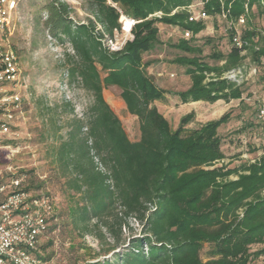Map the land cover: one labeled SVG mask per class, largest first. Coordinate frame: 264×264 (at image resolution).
Segmentation results:
<instances>
[{
    "label": "trees",
    "instance_id": "trees-1",
    "mask_svg": "<svg viewBox=\"0 0 264 264\" xmlns=\"http://www.w3.org/2000/svg\"><path fill=\"white\" fill-rule=\"evenodd\" d=\"M110 1L90 0V11L105 32L113 35L115 29L120 30L122 15L136 20L133 39L118 51L104 44V33L96 32L94 20L75 23L67 2L49 0L46 4V23L55 37L62 42L68 39L73 49L65 53L66 75L93 96L86 113V133L82 126L70 132L52 156L64 172L65 189L74 192L71 198L76 203L70 214L85 231L95 218L113 233L116 225L121 231L124 216L144 221L148 230L122 253L88 264H264V154L239 166L216 165L225 157L219 129L230 120V112L192 129L187 128L194 118L189 112L173 128L155 104L170 92L155 82L146 70L149 62L143 59L160 43L159 22L190 30L191 38L173 44L183 52L175 62L185 66L192 79L188 89L177 92L183 102H248L242 98L243 84L237 86L222 77L204 83L207 74L221 76L239 66L240 48L233 45L227 53L213 52L216 61H225L222 66L203 59L194 37L206 27L205 20H190L187 10L195 0ZM203 1L209 14H219L223 5L229 6L233 18L247 4L250 12L243 37L263 41L264 28L255 22L253 8L264 20V0ZM263 57L262 43L254 48L253 58L261 64ZM111 85L121 89L128 111L137 116L139 140H130L106 100L104 89ZM259 122L264 121L258 119L255 124L261 127ZM25 189L34 190L31 183H25ZM76 195L81 199L75 201ZM111 214L116 216L113 223L105 220ZM56 226L51 225L48 237ZM205 244L209 246L207 258ZM114 250L112 246L110 251Z\"/></svg>",
    "mask_w": 264,
    "mask_h": 264
},
{
    "label": "rangeland",
    "instance_id": "rangeland-1",
    "mask_svg": "<svg viewBox=\"0 0 264 264\" xmlns=\"http://www.w3.org/2000/svg\"><path fill=\"white\" fill-rule=\"evenodd\" d=\"M48 1L17 0L12 10L10 31L4 40L19 57L22 75L16 90L22 98L23 113L18 121L16 133L12 135L11 146L0 152V166H11L13 173L24 175L25 183H31L34 190L50 193L55 198L56 211L52 225L57 226L53 228L50 237L45 235L41 238L38 249L39 254L43 256V264H88L122 253L130 242L137 237H143L148 230L144 221L123 215L121 231L116 225V232L113 233L106 228L104 221L96 218L87 224L85 231L84 225L76 221L74 214H70L71 206L76 203L71 198L74 192L65 189L64 172L52 156L61 142L68 139L70 132L78 131L82 126V132L86 133V113L93 102V96L77 81L70 82L66 75L65 53H72L73 49L68 39L62 42L55 37L46 23ZM62 1L69 4V16L75 23L90 20L97 22L95 14L90 11V0ZM192 4L195 11L203 7L201 0H195ZM253 12L255 22L263 29L264 20L258 17L257 7L253 8ZM120 21L121 29L114 31L119 42L133 39L132 27L126 31V22H131V18L122 15ZM204 22L206 27L194 37V43L201 46L204 60L211 65L222 66L225 61H216L211 54L230 51L233 46V29L228 20L219 14H211ZM96 26V32L104 33L103 42L107 44L110 33L105 32L99 22ZM158 26L160 43L145 53L143 59L144 62H149L146 63V70L155 82L170 92L166 93L163 99L156 100L155 104L168 118L171 126L177 128L180 118L193 112L194 118L187 125V128L192 129L219 118L226 110L224 112L231 114L230 120L219 129L225 157L216 165L239 166L245 160L260 156L262 152L258 143L264 136V122H259L262 128L255 124H258L257 108L264 104V67L259 68L257 76L250 75V68L257 65L253 58L254 48L263 42L256 36L253 40L245 38L251 43L246 52H242L244 55L241 64L245 65V76H249L243 84V96H250L251 101L220 99L214 102H183L177 92L188 89L192 79L186 74L185 66L175 62V58L183 54L173 45L184 38L182 28L163 22H159ZM236 27L239 30L245 28L238 24ZM225 71L221 76L215 73L207 74V78L216 80L221 78ZM207 78L204 83L209 82ZM239 79L241 81L243 78ZM104 96L122 120L130 140H139V120L128 111L121 89L116 85L107 86ZM80 199L81 196L76 195L75 201ZM106 217L105 220L110 223L116 219L115 214ZM112 246L114 251H110ZM208 250L209 246L205 244V258L208 257Z\"/></svg>",
    "mask_w": 264,
    "mask_h": 264
},
{
    "label": "built area",
    "instance_id": "built-area-1",
    "mask_svg": "<svg viewBox=\"0 0 264 264\" xmlns=\"http://www.w3.org/2000/svg\"><path fill=\"white\" fill-rule=\"evenodd\" d=\"M201 2L204 6V1ZM16 4L17 0H0V152L11 146L12 135L16 133L18 121L23 113L22 98L20 92L16 90L22 75L19 57L4 40L10 31L11 14ZM193 6V4L187 6L190 20H205L210 17L211 14L204 10V7L195 11ZM249 12L250 7L246 4L245 11L237 18L231 16L229 6L227 8L223 5L219 13L231 25L232 43L240 48L241 54L246 52L250 45V41L243 37ZM155 15L161 16L162 13ZM131 22L133 25L136 20L131 18ZM237 24L245 28L239 30ZM182 32L185 38L193 36L190 30ZM262 33L264 45V32ZM126 41L125 39L119 42L114 33L108 36L107 46L112 51H118L124 47ZM255 48L259 49L260 46ZM261 66L264 67V57L262 65L257 64L250 68V75L257 76ZM244 67L245 65L240 64L227 69L222 78L241 86L249 79V76H245ZM239 78L243 79L240 81ZM242 98L251 101L250 96ZM257 117L264 121V104L258 106ZM258 146L264 154V136L260 138ZM254 160L255 158L252 159ZM12 169L11 166L5 168L0 166V264H43L39 256V244L54 222L56 201L50 193L25 189L24 175H16Z\"/></svg>",
    "mask_w": 264,
    "mask_h": 264
},
{
    "label": "bare ground",
    "instance_id": "bare-ground-1",
    "mask_svg": "<svg viewBox=\"0 0 264 264\" xmlns=\"http://www.w3.org/2000/svg\"><path fill=\"white\" fill-rule=\"evenodd\" d=\"M125 21V20H124ZM131 22L130 21H127L126 22V29L128 30V29H130V27H131Z\"/></svg>",
    "mask_w": 264,
    "mask_h": 264
},
{
    "label": "crops",
    "instance_id": "crops-1",
    "mask_svg": "<svg viewBox=\"0 0 264 264\" xmlns=\"http://www.w3.org/2000/svg\"><path fill=\"white\" fill-rule=\"evenodd\" d=\"M219 100H220V99H219ZM224 111H226V110H224ZM224 111H223L220 115L224 114V113H225Z\"/></svg>",
    "mask_w": 264,
    "mask_h": 264
}]
</instances>
